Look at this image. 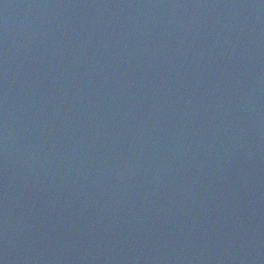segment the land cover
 <instances>
[{
	"label": "water",
	"instance_id": "water-1",
	"mask_svg": "<svg viewBox=\"0 0 264 264\" xmlns=\"http://www.w3.org/2000/svg\"><path fill=\"white\" fill-rule=\"evenodd\" d=\"M0 264H264V0H0Z\"/></svg>",
	"mask_w": 264,
	"mask_h": 264
}]
</instances>
